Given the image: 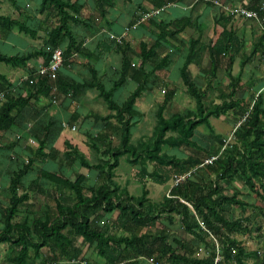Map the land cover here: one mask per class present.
I'll return each instance as SVG.
<instances>
[{"label":"trees","instance_id":"trees-1","mask_svg":"<svg viewBox=\"0 0 264 264\" xmlns=\"http://www.w3.org/2000/svg\"><path fill=\"white\" fill-rule=\"evenodd\" d=\"M7 1L19 18L0 14V30L10 35L17 28L24 36L40 40V44L25 54L8 56L0 52V64L25 70L33 81L12 82L0 72V151L17 152L29 139L36 144L23 146L26 160L17 154L15 158L10 153L1 155L12 166L4 172L8 183L0 190V244L10 248L6 262L93 264L84 256L87 247L93 249L90 259L103 261L99 264H139L147 258H152L154 264H215L217 257L216 264H264V254L244 246L246 239L264 237V71L261 77L255 76V69L264 63V33L246 53V41L223 28L208 46L210 69L204 87H199L187 70L200 50V40H191L179 76L193 107L170 112L166 117L177 94L176 88L168 89L156 104L151 135L133 143V128L144 117L135 109L136 102L150 83H156L153 78L159 81L156 73L169 72L175 62L176 53L172 56L164 51L169 47L167 28L159 30L153 44L141 46L137 66L132 64L133 53L128 45L107 43L109 50L121 55V62L114 71L116 79L105 91L94 53L88 56L91 52L77 42L80 39L74 28L93 25L96 18L103 21L116 0H92L94 13L87 17L83 11L88 0H40L37 13L43 19L36 27L31 14L15 0ZM174 2L152 0L156 9ZM262 4L264 0H251L244 7L264 17ZM149 23H156V19ZM56 48L63 49L65 60L56 80L29 69L36 60L46 65L50 59L48 49ZM83 54L88 78H68L65 69L76 61L71 57ZM237 59L240 63L234 71ZM254 61H258L256 68L244 80V69ZM129 81L136 84L135 89L122 102L113 100L114 92ZM90 89L99 91L108 114L90 112L84 118L90 121L84 130L89 155L69 140L64 141L63 150L58 149L63 125L77 122L80 114L73 111L64 122L44 114L38 108L40 102L48 101L43 107L46 110L54 106L53 100L57 102L61 97L64 102H74ZM209 93H216L219 102L207 101ZM226 115L236 119L229 142L213 131L211 123V119ZM31 121L34 123L28 127ZM13 129H17L16 137L6 141ZM164 146L171 150L191 148L197 154L178 158L162 152ZM122 157L137 168L134 177L142 187L138 196L116 181L115 171ZM49 163L58 170L49 169ZM66 169H72L71 173ZM185 175L188 177L171 186L160 201L150 200L148 182L164 186L175 176ZM236 182L243 190L234 186ZM244 191L253 193L261 206L245 201ZM239 212L242 215H237ZM160 221L167 225L152 231ZM198 221L204 223L206 231ZM174 225L186 234V239L171 234L169 227Z\"/></svg>","mask_w":264,"mask_h":264},{"label":"crops","instance_id":"crops-1","mask_svg":"<svg viewBox=\"0 0 264 264\" xmlns=\"http://www.w3.org/2000/svg\"><path fill=\"white\" fill-rule=\"evenodd\" d=\"M80 1L83 2L84 0H80ZM174 1H175L174 3L169 4L168 6L160 9L161 11L159 12V14L155 18H153L156 19V23H149L150 22L149 21L148 23L139 24L136 26L135 29H130V31L128 32V35L123 41V43L128 45L130 51L133 53L132 55L133 65L137 66L139 63L138 56L141 53V46L144 43H146L148 46L153 44L154 40L157 39V36L160 33L159 30L162 27H165L167 28L168 31V35H167L168 37L166 40H167V45H169L167 49H164L165 54L171 53L173 54L172 56H174L175 53L179 54L178 57L176 56V54L174 56L175 62L173 67L178 66V68H181L183 66L184 59L187 55L190 41L193 39L200 40L199 42L200 50L193 57V62L187 66V70L191 78L194 80V82L199 87H204L207 81L206 80L208 75L207 72L210 69L208 46L216 41L219 34L222 32L223 28H225L228 31L229 30L234 31L238 39L240 40L243 39L246 41V44L248 45L250 44V48L252 44L258 39V37H260L263 34L257 22L230 15L227 12L223 11L222 9L214 7L213 5L207 3L205 0H180V1L174 0ZM225 1L229 6L230 5L237 6V4H235V0H225ZM87 2L91 4V6L88 8V14L91 15L94 13L93 11L95 9V4L92 0H88ZM245 3L246 2H240L238 5L245 6ZM153 9L156 8H154L152 4V0H116L114 5L110 6L107 9V15L103 21L98 20V18H96L97 23L93 25H90L88 27L77 26L74 28L75 35L80 39L77 40V42H80V44H82V47L86 49L87 52H91L88 53L89 54L88 56L94 53L93 60L96 62L95 63L96 67L99 70V74L102 77L101 82L104 86L105 91H108L111 88L113 81L116 79L114 75V71L118 69L120 66L121 55H120V59H117L115 57L116 56L115 54L118 53H116L113 50H109L107 46L108 42H113V43L115 42L111 40H106L108 39L107 35L103 33L101 34L99 33L101 32V30H105L106 32L119 35L123 33L126 28L133 26L138 21L139 17L142 14L147 13ZM83 16L87 17L84 12H83ZM36 19L39 21L41 20L39 16ZM104 21L108 23L106 24ZM10 36L12 37L15 36L16 38L20 39L13 41L15 44H17V42L19 41L20 42L23 41L21 40L20 37L16 36L13 33L10 34ZM248 40L249 41L252 40V41L248 43ZM8 41H12V40H5L4 44H8L9 43ZM37 42L39 44L40 40H37ZM21 44L25 45V42ZM73 56L74 57H71V60H76V61L75 63L72 64L71 67L65 69V75L68 78L76 81H82L85 78H88L89 74L88 72H86V69L84 68V64L87 61L85 54L80 56L79 55H73ZM41 64H42L41 60L32 61L30 63L29 69L31 68L36 69ZM171 69L169 70V72H165V70L158 71L156 73V77H158L159 81L154 80L153 78V82L156 81V83H150L149 88L143 93V96L146 93L144 97L146 96L148 97L149 93L155 91L156 89H159V87L161 86L160 82L163 85H165L167 81H170L171 80L170 77L172 75V73L170 72ZM14 70H23V69H14ZM24 73L26 74L27 72ZM6 77L11 79L8 76ZM130 82L134 84L136 87V84L134 82L129 81L128 83ZM106 84L109 85L108 89L105 86ZM180 84L182 83L180 82L179 85ZM215 86H217V84H215ZM115 93L116 92H114V96ZM114 96H113V100H114ZM143 96L136 102L135 105V109L141 112L142 114H144V110L142 108L143 107L142 102L144 101ZM141 99L142 101H140ZM160 101L161 100H159V102ZM85 102L88 103L86 107L84 105ZM138 102L139 104H137ZM47 104L48 101L42 100L38 107L40 110L41 109L44 110V114L57 116L60 117L63 121L64 120L66 121L68 120V118H70V114L73 111H77L80 114L79 120L77 122H74L73 124L85 125L86 127L90 126V121H85L84 118L90 112L103 116L108 114L105 101L99 95V91H97L96 89L87 90L81 97L76 98L74 102H71L70 99L66 100L65 104L60 106L59 108L50 106L46 110L43 109V107L46 106ZM56 104L57 102L54 103V105ZM73 104H75V106H73ZM95 106H97L99 110H102L104 107V109H106V113L98 112L97 111L98 109H95ZM52 108L56 109L55 113H51L52 111L50 110ZM83 108H86L89 111L83 112L85 111ZM72 126L73 125H70V127ZM90 130H93V127H91ZM70 131L72 130L69 128H65V130L61 133L60 138L56 143V147L58 149L63 150L59 148L57 145L59 142L64 144V141L66 140H69L72 144L76 145L80 149L78 144H75L71 141V136H69ZM12 132L13 134L17 135V129H13ZM6 137H8V135ZM12 139L5 138L6 141H10ZM22 143L24 145V142ZM62 148H64V146H62ZM21 149L22 147L20 148L18 147L17 152L18 150ZM22 152L25 154V151ZM2 187H4V185ZM0 189L2 188L0 187ZM87 249H88L87 247L84 249V256L87 253ZM95 258L93 264H99V262H97L98 259L96 261ZM70 264H74V263H70ZM81 264H87V263L82 262Z\"/></svg>","mask_w":264,"mask_h":264},{"label":"rangeland","instance_id":"rangeland-1","mask_svg":"<svg viewBox=\"0 0 264 264\" xmlns=\"http://www.w3.org/2000/svg\"><path fill=\"white\" fill-rule=\"evenodd\" d=\"M17 5L21 8H23V10L26 13L31 14V16H33L34 18L38 17L41 19L40 21H42L41 15H39L38 12V8H39V3L40 0H15ZM251 0H235V4H239L240 2H246L245 5H247ZM1 5H0V14L1 15H13L16 18H19L18 14L13 10V7L11 6V4L7 1V0H0ZM86 8L83 11L86 16H88V8L91 6V4L89 2L86 3ZM26 5V6H25ZM130 14V12H129ZM33 20L34 26L36 27V25L38 24L39 20L37 19ZM13 34H15L16 36L20 37L21 40L23 41H19L17 42V44H15L13 41L15 40H20L18 38H16L15 36L12 37L10 35H6L4 32H2L0 30V52L5 54V55H20V54H25L28 51L32 50L33 48H36L39 46L37 40H32L26 36H24V34L20 33L18 31L17 28H15L13 30ZM5 40H12V41H8V44H4ZM252 41V40H251ZM248 40V43L251 42ZM25 45H22L21 43H24ZM250 50V44H246L245 46V51L249 53ZM117 59H120V54H115ZM239 63H240V59L236 60V64H235V70H238L239 67ZM258 64V61H254L251 66H248L244 69L243 72V76L242 78L244 80H246L250 74L252 73V71L256 68L255 66ZM254 67V68H253ZM258 69H255V76L256 77H261L263 75V71H264V63H260V65L257 67ZM179 69L178 66H175L171 69V77H170V81H167L166 84L167 87L165 85H163L160 82V87L159 89H156L155 91L151 92L148 94V97H144L146 95V93L144 94V98H143V110H144V118L139 122V124H137L132 131V142L135 143L136 141H138L139 139H146L148 136L151 135V132L153 130V126L155 124V117H154V110L156 108V104L159 102V100H162L163 96H164V92H166L168 89H172V88H176V97L174 99V102L168 107L167 111L165 112V116L168 117L170 112H176V111H182L184 108L189 107L192 108L193 107V101L185 95L184 93V87L182 86V84L179 85V83L181 82L179 79ZM107 71V70H106ZM0 72L3 73L4 75L10 77L12 82H17L20 79L23 78L24 76V72H26L25 70H14L10 67L4 66L3 64H0ZM106 73V72H105ZM27 74V73H26ZM222 75V72L219 73V76ZM178 76V78H177ZM106 88L108 89L109 85H105ZM135 88V85L132 84L131 82L128 83L126 86L122 87L121 89H119L118 91H116L115 96H114V100H117L119 102L123 101L126 97L129 96V94L131 93V91ZM219 89H223L219 87ZM216 98V93L212 94L209 93L208 96L206 97V100H210L213 99L215 100L216 103H218L219 101L215 99ZM83 100V99H82ZM142 101V99L140 100ZM96 102V101H95ZM65 102L62 100V98L60 97L57 100V104L54 105L53 107H60L62 105H64ZM139 104V102L137 103ZM85 107L88 105L87 102L84 103ZM73 106H75V104H73ZM85 111L83 112H88L89 110H87L86 108H83ZM95 109H98L97 106H95ZM138 109V108H137ZM56 109L52 108L50 111H52L51 113H55ZM140 110V109H139ZM100 113H106V109L102 110H97ZM34 123V121L30 122V127L32 126V124ZM211 123L213 126V131L220 135L222 138H225V140L227 142H229L230 138H231V134L233 131V128L235 127L236 124V119L231 116V115H226V116H222L219 119H211ZM70 125L75 126V131H70L69 136H71V141L75 144H78L80 149L88 156L89 155V150L85 145L86 139L84 136V130L86 128L85 125H79V124H73L70 123ZM16 137V134H10L8 135V137H6L7 139H12V138ZM6 142V141H4ZM25 145H32V143L29 142V140L24 141V145L23 143H21V150H18L17 152H12L10 153V151L8 150H2L0 151V187L2 188V186L4 185V187L7 185V179L4 176V172H6V169L12 166L10 165V163L8 162V160L4 159L1 157V155H8L10 153V155L15 158V155L17 154V156L19 157V159L22 160H26L27 156L26 153L24 154L22 151L24 150ZM36 144H33V146ZM59 148H62L63 144L61 142L58 143L57 145ZM162 152H167L169 154H173L176 155L178 158H185L188 155L191 154H197L195 150L191 149V148H182L180 150H171L168 147H162ZM49 167V169L52 170H58L57 166H54L52 163H49V165H47ZM65 168V167H63ZM77 168V167H76ZM67 170V169H66ZM137 168L135 167H131L130 165L127 164V161L125 159V157H122L120 160V166L118 167V169L115 171L116 174V181L117 183L121 186V187H126L127 190L132 194V195H140L142 187L140 184H138L135 180V173H136ZM72 171V169L67 170V173L70 174ZM34 176V174H32L29 178L31 179ZM171 186H173V180H170V182L167 185H158V184H154L152 182H148L147 183V190L149 192V198L151 201L153 202H158L161 200L162 195L164 194H168L169 189L171 188ZM234 186L240 190H243V186L241 183L236 182L234 183ZM1 190V189H0ZM245 190V189H244ZM2 192L0 191V201H2L3 199V195L1 196ZM243 199L245 201H247L250 205L253 204L255 206H261L260 201L256 198V196L251 193L250 191H244L243 193ZM249 212L251 211V209H247ZM237 215H242L240 212L237 213ZM114 219V217H113ZM166 226L167 223L166 222H162L160 221L155 228H152V231H154L156 228H161L162 226ZM264 226V225H263ZM0 228H1V223H0ZM171 230V234L174 237L177 238H182V239H186V234L183 233V231L178 227V225H174V226H170L169 227ZM264 233V232H263ZM244 238H242L243 240ZM244 241V240H243ZM244 246L247 250H259L261 254H264V237L262 239H257V238H253L251 239H246L244 241ZM203 248V247H202ZM44 252H46V249H43ZM10 253V248L8 247V245L5 244H0V264H9L6 262L5 257ZM199 253H202L201 251H199ZM93 255V249L92 248H88L87 249V253L85 255V258H88L92 263H94V259H90ZM98 259V261H97ZM88 260V261H89ZM95 260L99 263H103V261H101L99 258H95ZM61 264H67L66 262H62ZM70 264V263H68ZM139 264H153L151 262H149V258L147 259H142Z\"/></svg>","mask_w":264,"mask_h":264},{"label":"built area","instance_id":"built-area-1","mask_svg":"<svg viewBox=\"0 0 264 264\" xmlns=\"http://www.w3.org/2000/svg\"><path fill=\"white\" fill-rule=\"evenodd\" d=\"M205 1L207 3L213 5L214 7L222 9L223 11L227 12L230 15H233L235 17L242 18V19L253 20V21L257 22L259 28L264 33V17H261L257 10L248 9L242 5H237V6H231L230 5L229 6V5H227L225 0H205ZM260 10L261 11L264 10V4H262L260 6ZM160 11H161L160 9H153L147 13L142 14L140 16V18L138 19V21L133 26L126 28L124 30V32L119 34V35H115V34L106 32L105 30H101V32L99 34H101V33L106 34L109 40L114 41L117 44H122L123 41L125 40V38L127 37L130 29H135L137 25L149 22L151 19L155 18L159 14ZM48 51H50L49 62L46 65L41 64L40 66H38L36 68V70H37L36 73L40 76H46L50 80L54 81L57 79V73L65 61L64 60V51L62 48L48 49ZM72 57H74V56H72ZM19 82L20 83L33 84V81L30 78V74H28V73L24 74L23 78L20 79ZM52 103L54 104V103H56V101L53 100ZM28 127H30V125H28ZM63 127L69 128L72 131H75L74 126L70 127L67 124H64ZM29 142L34 144V141L31 139H29ZM210 162H211V160H205V163H210ZM186 177H188V175L175 176L173 178V186L183 182L186 179ZM198 223H199L200 227L206 231V227H205L204 223H202L201 221H198ZM218 260H219V258L217 257L215 260V264L218 262ZM149 262L154 264V260L152 258L149 259Z\"/></svg>","mask_w":264,"mask_h":264}]
</instances>
